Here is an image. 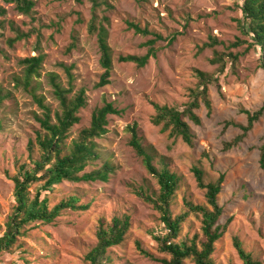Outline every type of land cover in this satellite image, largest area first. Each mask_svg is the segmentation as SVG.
Returning <instances> with one entry per match:
<instances>
[{
  "label": "rangeland",
  "instance_id": "obj_1",
  "mask_svg": "<svg viewBox=\"0 0 264 264\" xmlns=\"http://www.w3.org/2000/svg\"><path fill=\"white\" fill-rule=\"evenodd\" d=\"M106 1L107 4H102ZM30 15L0 0L6 12L0 16V235L13 205V181L17 160H27V144L40 129L37 116L41 108L23 84L24 58L43 55L39 76L31 85L51 109L59 111L48 73L68 88L61 64L73 65L72 97L84 88L86 104L80 108V121L68 131L66 143L87 127L92 111L104 101L122 112L108 116V132L95 138L98 159L85 170L98 168L104 161L114 165L107 182L63 181L49 193L50 206L61 198L78 195L92 206L85 211L65 210L51 223L27 226L10 251L0 253V264H86L84 256L96 243V221L104 216L128 214L131 226L119 245L108 248V264H162L142 255L137 243L156 256L168 257L158 249L154 235L164 233L158 211L136 191L141 188L152 197L158 193L156 180L128 145L127 125L137 124L145 145L153 148V163L165 162L180 177L171 209L183 210V199L204 203V190L197 186L192 167L198 166L206 182L219 173L225 179L218 196L227 230L217 241L214 264H242L232 238L238 236L254 258L264 261V168L259 165L263 142L264 114L239 144L225 148L240 130L224 126L225 121L246 123L241 110L254 111L264 101V68L259 66V51L248 48L239 21L240 0H34ZM97 2V6L94 3ZM108 19L107 42L111 48L110 82L96 87L103 71L95 34L88 32L90 19ZM134 22L159 34L156 54L146 65L119 62V55H142L152 34L142 35L128 28ZM25 33L12 45L16 31ZM75 47L67 52L70 43ZM237 56V58H234ZM217 59V60H215ZM220 64L224 70L219 71ZM212 75L209 85L212 110L201 103L196 110L201 122L188 121L195 134L192 146L180 137L168 135L161 125L151 122L152 102L183 108L197 79L194 70ZM37 151V150H35ZM36 154V153H35ZM34 192V189H31ZM199 218L190 214L182 224L180 239L200 233ZM190 263V262H188Z\"/></svg>",
  "mask_w": 264,
  "mask_h": 264
},
{
  "label": "trees",
  "instance_id": "obj_2",
  "mask_svg": "<svg viewBox=\"0 0 264 264\" xmlns=\"http://www.w3.org/2000/svg\"><path fill=\"white\" fill-rule=\"evenodd\" d=\"M4 1L13 4L18 12L25 15H30L35 5L34 0ZM101 3L107 4L106 1ZM94 5L97 6V2ZM238 6L241 11L239 25L242 32L248 37L246 39L248 48L255 47L258 49L259 66L264 68V0H240ZM5 12V8L0 6V16H3ZM107 21L106 17L98 20L97 15L93 13L88 25V32L96 36L99 64L103 69L98 82L95 84L96 87H102L110 82L112 54L107 42V27L104 25V22L107 23ZM127 25L135 33L152 34L154 37L145 42L148 48L144 54L119 55L117 60L119 62H133L136 66L143 67L150 57L155 56L154 43L161 39V36L131 21H128ZM1 26L2 22L0 21ZM24 36L27 35L17 30L15 37L9 39V44L12 45L13 42ZM74 47L75 43L71 42L67 52ZM42 61L43 55L41 54L20 61L25 65L23 84L26 89L29 88L32 97L41 108V114L37 116L40 129L36 131L34 140H30L27 144V160H17L15 172L10 177L14 186L13 205L5 221L4 231L0 235V253L10 251L19 237L26 234L25 228L27 226L36 223H51L65 210L85 211L92 206L90 202H82L80 197L75 194L61 198L50 206L49 193L54 190L55 186L63 181L107 182L115 169L112 163L104 161L98 168L85 170L87 165L99 157L94 139L102 137L108 132V116L119 115L122 111L112 102L104 101L101 106L92 111L89 125L80 129L78 136L70 144H67L68 131L80 121L78 112L86 104L85 90L80 88L72 97L68 96L72 90L74 79L71 72L72 64L69 66L61 64L67 74L68 88L63 87L57 81V76L54 73H48L52 93L59 104V111L55 112L52 117L50 107L44 103L41 96L36 94L35 87L31 85L32 77L39 76L38 71ZM223 70L224 65L220 64L219 71ZM194 75L197 83L195 88L190 89V98L183 105V108L152 102L155 111L151 118L152 124L161 125V130L168 131L170 137H180L189 146L193 145L195 134L188 121L200 124L201 119L196 110L200 108L201 103L207 108L208 113L212 110L209 85L215 80L212 75L198 69L194 70ZM241 111L246 114L245 124L234 121L224 122L225 127L231 125L240 130L238 135L229 142H225V148L235 146L244 140L254 124L264 114V101L254 111L246 109ZM126 129L129 132L128 145L141 159L147 172L156 180L158 185V193L155 197L141 188L136 191V194L145 201L152 203L158 211L164 233L154 235L153 238L158 243L159 251L168 257L156 256L137 243L139 252L162 264H214L213 254L216 243L226 232L230 221L228 219L227 223L220 222L223 208L219 203L218 196L222 191L224 173H219L215 180L206 182L202 169L193 166L192 171L197 186L204 190L205 202L196 203L184 198L183 210L179 213H173L171 206L179 187V175L165 162L160 167L155 166L153 163L154 150L142 142L136 123L127 125ZM1 130L2 125L0 123V132ZM258 161L259 165L264 168V135L259 148ZM32 188L34 189L33 193L31 192ZM190 214L199 218L200 233L179 240L182 224ZM130 226L128 214L112 216L110 219L104 216L99 217L96 221V243L84 256L86 264H108V248L121 244ZM232 243L242 264H264V261L254 258L244 248L238 236L232 238Z\"/></svg>",
  "mask_w": 264,
  "mask_h": 264
}]
</instances>
